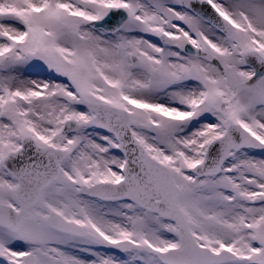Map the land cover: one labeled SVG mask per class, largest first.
<instances>
[{
	"label": "snow or ice",
	"instance_id": "snow-or-ice-1",
	"mask_svg": "<svg viewBox=\"0 0 264 264\" xmlns=\"http://www.w3.org/2000/svg\"><path fill=\"white\" fill-rule=\"evenodd\" d=\"M0 264H264V0H0Z\"/></svg>",
	"mask_w": 264,
	"mask_h": 264
}]
</instances>
